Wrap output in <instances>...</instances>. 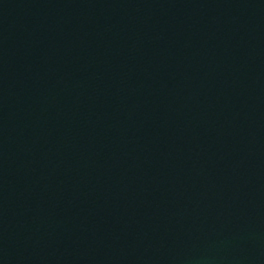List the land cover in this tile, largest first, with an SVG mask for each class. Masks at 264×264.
I'll list each match as a JSON object with an SVG mask.
<instances>
[{"label":"water","instance_id":"95a60500","mask_svg":"<svg viewBox=\"0 0 264 264\" xmlns=\"http://www.w3.org/2000/svg\"><path fill=\"white\" fill-rule=\"evenodd\" d=\"M0 264H264V0H0Z\"/></svg>","mask_w":264,"mask_h":264}]
</instances>
